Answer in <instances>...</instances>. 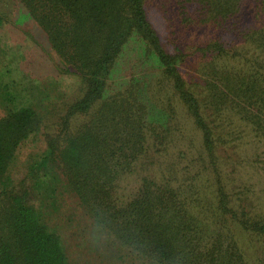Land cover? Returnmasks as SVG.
<instances>
[{
  "label": "trees",
  "instance_id": "16d2710c",
  "mask_svg": "<svg viewBox=\"0 0 264 264\" xmlns=\"http://www.w3.org/2000/svg\"><path fill=\"white\" fill-rule=\"evenodd\" d=\"M160 1L177 29L171 52L146 0H0V25L8 16L31 25L26 33L60 76L30 85L28 98L3 83L0 64V264H72L60 230L75 218L115 264H264V211L230 195L220 173L224 162L241 165L247 147L264 146V0ZM198 29L232 43L190 47L180 33ZM131 46L156 69L112 89ZM175 99L201 133L211 170L149 172L123 193L149 149L173 142ZM54 111L56 131L14 180L18 157Z\"/></svg>",
  "mask_w": 264,
  "mask_h": 264
},
{
  "label": "rangeland",
  "instance_id": "374dc122",
  "mask_svg": "<svg viewBox=\"0 0 264 264\" xmlns=\"http://www.w3.org/2000/svg\"><path fill=\"white\" fill-rule=\"evenodd\" d=\"M146 10L148 21L157 33L162 46L171 52L173 47L169 42L175 41L172 36L177 29L169 9L164 7L160 0H146ZM0 17L3 18L4 16L0 15ZM8 17L10 24L0 25V64L5 67L1 69L5 73L2 81L11 84L15 91L22 92L21 94L31 98V95L28 94L30 92H25L26 88L35 84L47 88L48 85L59 81L60 76L54 67L55 62L48 55L47 48L45 46L39 47L34 35L26 33L30 32L31 25L26 26L21 23L23 20L20 21V24L14 23L15 17L13 20L11 16ZM4 19L6 18L4 17ZM30 20L38 31L39 28L36 23L31 18ZM180 34H183V37L186 35L189 41L186 42L192 45L190 47L213 39H222L227 44L232 43L231 37L227 34L209 29L192 30ZM177 44L176 46H178ZM135 49L136 46L128 47L125 57L116 68L110 82L112 89H117L120 85L128 82L131 77H141L147 70L156 69V64L152 61L143 62L141 55ZM66 99L71 102L73 97L68 96ZM174 105L177 112V122L174 127L173 142L169 144L166 150L161 149L158 153L154 149H149L147 156L137 165L136 173L122 181L123 193L128 194L136 190L141 177L149 174V172L150 175L161 178L163 175L170 177L173 170L176 171L177 169L188 168L191 171L199 169L207 172L211 170L206 153L202 148L201 133L196 130L192 118L178 99H175ZM60 112L54 111V114L48 115L46 123L49 126L40 134V141L21 152L12 169L14 180L23 179L27 175L29 157L44 150L46 133L53 134L56 131L55 126L59 121ZM239 163L241 165H237L236 162H224L222 164L220 170L222 181L227 185V191L230 195L250 205L255 212L263 213L264 146L247 147L239 158ZM62 226L65 227L61 228L60 233L63 236L72 264H115L111 256L107 255L106 246L96 242L95 235L86 231L88 224L85 221L82 222L75 218L72 220V224L63 222Z\"/></svg>",
  "mask_w": 264,
  "mask_h": 264
},
{
  "label": "clouds",
  "instance_id": "9594fccd",
  "mask_svg": "<svg viewBox=\"0 0 264 264\" xmlns=\"http://www.w3.org/2000/svg\"><path fill=\"white\" fill-rule=\"evenodd\" d=\"M99 231V230H98ZM101 236H102V233H101Z\"/></svg>",
  "mask_w": 264,
  "mask_h": 264
}]
</instances>
